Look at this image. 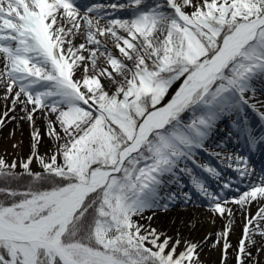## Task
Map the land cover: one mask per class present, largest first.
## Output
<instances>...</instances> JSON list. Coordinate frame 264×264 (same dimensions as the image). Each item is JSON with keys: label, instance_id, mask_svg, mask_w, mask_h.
<instances>
[{"label": "snow or ice", "instance_id": "6c2138e0", "mask_svg": "<svg viewBox=\"0 0 264 264\" xmlns=\"http://www.w3.org/2000/svg\"><path fill=\"white\" fill-rule=\"evenodd\" d=\"M122 11L129 15H116ZM78 37L84 42L74 43ZM257 82L264 83V0H0L3 99H11L9 111L23 105L29 122L43 112L47 135L58 142L49 158L39 155L34 128L23 172L0 157V264H200L199 243L162 239L135 218L167 209L177 199L169 186L182 188V175L213 213L231 216L229 202L243 208L264 200V172L252 180L247 156L226 157L241 183L248 181L231 201L188 166L220 179L195 157L223 117L236 118V135L250 149L264 145V112L248 95ZM245 106L259 116V131ZM34 159L42 171L30 168ZM261 220L264 206L244 225L237 264L255 246L250 232L264 237ZM230 227L217 235L225 257Z\"/></svg>", "mask_w": 264, "mask_h": 264}, {"label": "bare ground", "instance_id": "6f19581e", "mask_svg": "<svg viewBox=\"0 0 264 264\" xmlns=\"http://www.w3.org/2000/svg\"><path fill=\"white\" fill-rule=\"evenodd\" d=\"M118 1V0H114ZM127 11L117 12L116 15L121 17L123 15H126ZM115 18V17H113ZM101 23H104V21H101ZM83 38L78 37L74 43L79 44L82 43ZM108 46L112 49V51L117 50L112 44V41H108ZM85 55H87L85 53ZM122 58V57H120ZM129 65H131L130 61H125ZM101 66H104V60L103 57L100 58L98 62ZM82 75L81 71H78L76 73V77L80 78ZM119 79V77L117 78ZM103 83L106 87L109 88L110 82L107 79H103ZM259 85V84H258ZM114 87V86H113ZM259 88L264 92V85H259ZM4 96V90L0 89V119H3L4 123L2 126H0V138L2 141H0V153L5 152L4 150H7L8 154L7 156H11L10 149H14L15 147L11 146L10 141L13 139L18 140L20 142L22 148L25 149L23 146L22 138L26 136L28 133H32V131L35 129H38L39 132L43 130V128L47 127V123L45 120L44 113L41 111H37L34 114V120L32 122H29L25 117V112L22 111L23 105H17L13 111H9V109H12V101L11 99L5 100L3 99ZM259 96H262V93L259 94ZM251 99L255 102L257 108H260V105L262 104L261 101L263 100V97H258L257 99L250 96ZM23 98V97H22ZM31 106H29L30 110ZM259 110V109H258ZM261 111V110H260ZM8 112V115L5 117L4 113ZM51 119H54V116H50ZM235 120V119H234ZM233 120V121H234ZM219 123L226 122V119L223 117ZM216 126H221L216 125ZM228 126L230 127V132L236 135L235 129L233 128V123H229ZM57 127V126H56ZM258 131V129H257ZM215 132L212 131L209 138L205 141L207 143H210L208 146L209 151H211L214 155L215 153H219V155H215L216 157H221L226 160V157L224 154H227V150L230 147H234L238 145L239 147H243L240 143V137H238V140L231 139L229 142L227 140H212V137ZM212 140V141H210ZM261 148V152L257 153V150L254 152L253 160L254 164L256 166L254 170V175L252 177V180L257 179V176L264 172V145L259 146ZM22 150V151H23ZM32 154V152H31ZM225 157H224V156ZM197 163L199 164H208L206 161H204L200 157H195ZM191 163V162H189ZM31 165H34L32 163ZM192 167L197 168L194 164H192ZM211 166V165H210ZM200 173L199 175L202 176L205 179L206 184L210 180H212V177H210L206 172L200 168H197ZM253 169V168H252ZM193 171H195L193 169ZM203 171V173H202ZM195 173V172H194ZM196 174V173H195ZM186 176V175H185ZM189 178L188 176H186ZM208 180V181H207ZM232 182V186L230 189H224L222 192L223 194H232L235 192V189L239 185H237L234 181ZM245 183H241L240 185H245ZM247 190V189H246ZM196 192V191H195ZM223 199L231 201L232 198L237 197L238 193L235 194V196H227ZM193 201H198V196L194 197ZM192 201V202H193ZM191 201L188 203H177L175 206H169L167 209L159 208L157 210H148L147 215L151 216L152 219L149 221L150 225L153 228H159L161 226H165L166 229H168V226H174V229L171 232V238L174 242L176 239H180L182 242L186 240L187 238L191 240L190 238L194 239L197 238L199 235H202L203 237L206 234L213 235L217 239V235L224 231L225 225L229 224V221H231V227L229 230V234L227 236V241L230 244V248L227 250L226 255V261L224 264H237L236 262V255L237 250L239 246L240 239L243 238V229L244 225L247 223L249 219L254 217L256 213L259 211V208L264 206V200L260 201H253L251 204L244 206L243 208L240 205L234 204L229 202L227 205L232 210L231 216H229L227 213L224 215H216L211 210H205L201 206L197 205L196 203L193 204ZM250 229H255L257 227L256 222H254L252 225H249ZM259 227L264 229V220H261L259 222ZM215 232V235H214ZM251 238L253 240H256L257 244L255 245L253 252L251 254L252 258L251 260H247L244 258V264H264V237L258 235L256 232H250ZM223 243L224 240L221 239L218 243L217 240H215V247L214 249H209L205 243H201L200 248L197 249L199 253V261L204 262V264H212L215 262L217 253L219 254L218 261L214 264H222L221 263V257L225 256L224 250H223ZM257 249H260L257 251ZM179 251L183 250V243L178 248ZM224 259V257H223Z\"/></svg>", "mask_w": 264, "mask_h": 264}, {"label": "rangeland", "instance_id": "374dc122", "mask_svg": "<svg viewBox=\"0 0 264 264\" xmlns=\"http://www.w3.org/2000/svg\"><path fill=\"white\" fill-rule=\"evenodd\" d=\"M79 2L82 5H87V4H91V3H104V4L117 3V2L125 3L126 0H118V1H114V0H79ZM128 15H129V13L121 16L120 18H126ZM113 54L116 55L117 57H120L118 50H114ZM102 83H103V80H102ZM180 83H181V81H177L176 84L172 85V88L170 87L171 89L169 88L168 93L165 95V97L161 101L160 106H162L163 104L166 103V101L171 96L170 93L172 91H175L179 87ZM258 84L264 85V83L257 82L255 85L256 86L255 95L253 96L252 93H248V95L249 96L252 95L253 97H255L257 99L258 97H260L259 94L262 93L261 97H263V100L261 101L262 104L260 105V108H258V109H259V111L261 110L260 112H264V92L261 90V88H259ZM106 88H108V87H106ZM246 112H247L246 115H247V118H248L250 125L254 129H256V128L259 129L262 122L259 120V116L257 115V113L254 112L253 110L252 111L246 110ZM225 118H226V121H228V123H234V121H235L234 119H236L235 117H232V118L225 117ZM228 123L227 122L226 123L225 122H221V123L217 122V125L221 124V126L220 127L216 126L213 129V132H215V133L212 137V140L213 139L214 140H222V141L227 140L229 142L232 138L237 139V136H235L232 132H230V130H229L230 127L228 126ZM57 130H59L58 125H57ZM230 133H231V135H230ZM31 134L32 133H28L26 136H24L22 138V142L24 143L23 146L25 147L24 150L21 149L22 146H21L20 142H18V140H16V139H13L10 141V144H11V146H13L15 148L13 150L10 149L11 156H7L8 152H9V151L7 152V150H4L5 152L0 153V157L5 159V161L7 163L11 164L12 161L17 162V167L15 169L16 171H23V169L20 167V162L22 160L26 161L28 156L31 155L32 142H33ZM212 140H210V141H212ZM0 141H2L1 138H0ZM62 142L63 141H61V143ZM209 144L210 143L205 142L204 148L198 149L196 152V157L202 158L204 161L209 163L212 167H215L221 173L220 179L217 180L215 178H212V180H210V186L207 185L209 190L212 191L214 194L220 195L225 189V188H223V184L225 182L234 181L237 185H239L237 188H239L241 192L245 191L246 190L245 185H240L241 184L240 178L238 177L237 173L234 171L235 165L233 166V168H229L227 166L229 161H226L225 159H223L221 157L220 158L216 157L211 151H209V149H208ZM57 145H58V142L54 138L49 137L47 135V127L46 128L44 127L43 130L40 131V140H39V143L37 145L38 154L41 156H44L46 158H49L56 151ZM251 150L252 149H250V147L247 145H245V147L243 149L238 148V146L236 145L235 147L232 146V147L228 148V150H227L228 154H224V155L225 156H229V155L235 156V155L239 154L242 156H247L248 160H249V166L255 170L256 167L253 165V163H251V159L249 158V153L251 154ZM256 150H257V153H259L261 151V148H259V146H258L255 150H252V152L253 151L255 152ZM58 162H61V161L58 159ZM32 163H34V165H31ZM32 163L30 164V168L34 172L42 171L40 165L35 161V159L33 160ZM188 166L192 167L191 163H189ZM192 168L195 170L194 172L197 175H199L200 171L195 167H192ZM202 173H203V171H202ZM245 182L248 183V181H245ZM180 183L183 185L182 188H178L175 184H172L169 186V190L172 192H175L177 194V199L174 202H171L169 204V206H175L177 203H181V204L188 203L189 201L185 202L183 196L181 195L182 192H188L190 197H191V199H190L191 202L193 201L194 197H196V195L198 196V201H193L192 202L193 204L196 203L197 205L201 206L205 210H211V208H210L211 202L207 198L201 196L198 192H195V189L191 186L189 178H187L185 175H182L180 177ZM236 193L237 192L235 191L232 194L229 193L228 195L227 194L226 195L227 196H235ZM223 195H224V197H226L225 194H223ZM223 195H222V199H223ZM157 209H159V208H156L155 210H157ZM147 211L144 213L143 219H140L139 217L135 218L138 220L139 223L144 224L146 227L150 224L149 221L147 220V217H148ZM214 214L220 215L218 213H214ZM173 229H174V226H168V229H166L165 226H161L159 228H156V230L159 233L163 234L162 239H163V236L171 237V232ZM210 234H212V233H210ZM210 234H206L204 237L202 235H199L197 238H194V239L190 238L191 240H189L187 238L186 240L192 241V242H197L199 244L205 243V245L209 249H211V248L214 249L215 246H213V245H215V240H217V239L213 235H210ZM214 235H215V232H214ZM205 238H207V239H205ZM254 241L256 242V240H254ZM256 244H257V242L255 243V245ZM254 247L255 246L247 245V249L251 254L253 252ZM223 257H224V259H223ZM223 257H221V260H220L222 264H224V262L226 261V257L225 256H223ZM218 258H219V254L217 253L214 263H216L218 261ZM245 258L247 260H249V259L251 260L252 256L251 255L246 256ZM204 262L202 261V262H200V264H204ZM214 263H212V264H214Z\"/></svg>", "mask_w": 264, "mask_h": 264}, {"label": "trees", "instance_id": "16d2710c", "mask_svg": "<svg viewBox=\"0 0 264 264\" xmlns=\"http://www.w3.org/2000/svg\"><path fill=\"white\" fill-rule=\"evenodd\" d=\"M174 84H176V82ZM171 88H172V86H171ZM21 172H23V171H21ZM26 180H27V177H25L24 180L20 181L19 183H13L11 186L12 187H18V186L22 185L24 183V181H26ZM0 186H3V182L2 181H0Z\"/></svg>", "mask_w": 264, "mask_h": 264}, {"label": "water", "instance_id": "95a60500", "mask_svg": "<svg viewBox=\"0 0 264 264\" xmlns=\"http://www.w3.org/2000/svg\"><path fill=\"white\" fill-rule=\"evenodd\" d=\"M174 93H175V92H174ZM174 93H172V95H173ZM172 95H171V97H172ZM170 99H171V98H170ZM167 102H168V101H167ZM167 102H166V103H167ZM166 103H165V104H166Z\"/></svg>", "mask_w": 264, "mask_h": 264}]
</instances>
